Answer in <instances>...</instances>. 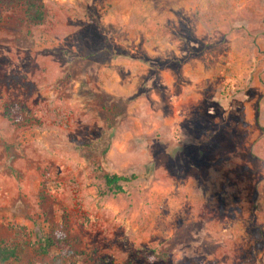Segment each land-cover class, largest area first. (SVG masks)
<instances>
[{"label": "rangeland", "instance_id": "1", "mask_svg": "<svg viewBox=\"0 0 264 264\" xmlns=\"http://www.w3.org/2000/svg\"><path fill=\"white\" fill-rule=\"evenodd\" d=\"M44 11L30 24L20 5L0 7V184L12 195L0 240L21 256L5 264H68L32 246L55 225L80 264H264V0H46ZM122 54L154 69L187 61L204 89L207 118L176 132L181 152L114 143L136 118L109 128L114 102L95 89ZM11 104L29 121H7ZM124 147L130 157L108 155ZM105 173L139 179L103 196ZM152 252L168 259L149 263Z\"/></svg>", "mask_w": 264, "mask_h": 264}, {"label": "crops", "instance_id": "2", "mask_svg": "<svg viewBox=\"0 0 264 264\" xmlns=\"http://www.w3.org/2000/svg\"><path fill=\"white\" fill-rule=\"evenodd\" d=\"M129 62H132L133 65L130 66ZM186 64L187 61L179 66L171 65L154 69L142 58L129 60L127 54L114 58L108 57L105 60V63L98 70L101 72L100 79L104 84L103 87L100 86L95 89L96 93L125 100L124 109L118 116L121 119L116 122H121L123 119L129 122L128 120H133L134 117L138 124L137 130L128 131L121 137V141L116 140L114 143L133 144L134 149L137 148L133 151L138 155L144 151L139 150L140 143L150 144L152 149L143 152L147 158L168 156V154L183 150V144L179 143L180 140L176 136V132L178 130L183 132L187 127H190L194 122L195 113H198L196 116L201 119L205 115L207 118L208 113L204 89L193 86L187 80ZM144 102H146V107L141 108V104ZM143 122L148 123L145 128ZM204 122H208V120ZM128 152L127 148L124 147L121 150H110L108 155L116 153L121 158H126L130 157ZM13 165H15V161ZM7 166L8 171L12 172L10 169L12 166ZM14 173L16 175L15 171ZM6 178L10 180L9 177ZM13 184L19 188L21 186L22 190L26 189L25 184H20L17 179ZM11 198L12 195L8 193V189L0 184V202L3 206Z\"/></svg>", "mask_w": 264, "mask_h": 264}, {"label": "trees", "instance_id": "3", "mask_svg": "<svg viewBox=\"0 0 264 264\" xmlns=\"http://www.w3.org/2000/svg\"><path fill=\"white\" fill-rule=\"evenodd\" d=\"M46 0H0V7H10L20 5L24 9V18L30 24H40L44 17V2ZM1 19V16H0ZM114 102V106L108 109V103H105L103 111L108 114L104 118L108 127H113L112 119H116L123 111L125 100L118 98H110ZM114 108V109H113ZM3 117L14 125H18L20 122L29 121L28 112L17 104H11L4 108ZM137 175L130 174H116L105 173L102 176V189L101 194L103 196H118L127 193V189L135 183ZM62 225H55L49 231L48 234L38 240L36 253L44 256L48 254L50 249H55L59 252V255L63 257L68 264H80L85 254L83 251L77 250L73 242L68 238L67 233L62 228ZM168 259L167 253H154L147 258L149 263H155L159 261H166ZM21 260L20 251L16 244L9 241L0 240V264H5L8 261L19 263ZM94 264H108L107 259L97 260Z\"/></svg>", "mask_w": 264, "mask_h": 264}]
</instances>
